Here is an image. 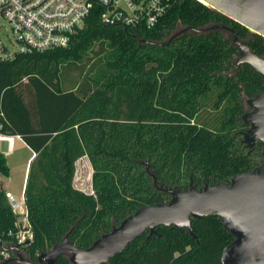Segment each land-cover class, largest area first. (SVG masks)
I'll return each instance as SVG.
<instances>
[{
  "label": "trees",
  "instance_id": "1",
  "mask_svg": "<svg viewBox=\"0 0 264 264\" xmlns=\"http://www.w3.org/2000/svg\"><path fill=\"white\" fill-rule=\"evenodd\" d=\"M103 11L95 7L68 48L0 60V133L20 136L36 154L24 193L34 240L10 252L11 258L20 254L37 262L67 234L87 249L141 207L168 203L170 195L155 188L148 169L159 186L186 191L192 180L200 187L216 185L263 161L264 145L249 153L241 132L248 128L242 121L245 103L264 91V76L236 65L232 33L197 30L228 26L262 58L263 37L198 0H172L152 29L104 26ZM187 28L192 29L182 33ZM179 33L169 45L144 42H166ZM96 48L103 67L65 91L63 64L84 63ZM214 87L220 91L214 108L227 104L220 128L196 123ZM85 156L93 168L94 195L74 186L76 163ZM10 175L0 150V179ZM6 194L2 187L0 238L9 248L16 243L10 233L17 232V216ZM192 226L197 240L186 229L158 227L110 264H222L234 238L219 217L193 220ZM2 252L0 245V264ZM57 264L71 262L61 257Z\"/></svg>",
  "mask_w": 264,
  "mask_h": 264
},
{
  "label": "water",
  "instance_id": "2",
  "mask_svg": "<svg viewBox=\"0 0 264 264\" xmlns=\"http://www.w3.org/2000/svg\"><path fill=\"white\" fill-rule=\"evenodd\" d=\"M95 1L107 5L106 0ZM198 1L264 38V0ZM190 29H184L182 33ZM214 30H226L233 34V43L239 52L236 60L238 67L247 64L255 73L264 76V58L253 52L232 28L217 25L197 31ZM180 33L166 42H144L165 46L171 44ZM247 105L250 110L243 115L242 121L248 128L241 132V136L242 143L251 153L260 144L264 145V91L248 100ZM262 157V163L251 172L236 175L216 185L206 184L200 189L192 180L186 191L159 186L156 175L148 169L155 188L170 195L168 203L141 207L87 249L75 246L70 241V234H67L49 252L42 253L37 262L28 261L18 254L3 264H57L61 257H68L71 264H110L111 259L122 254L146 232H149V238L152 237L158 227L186 229L197 240L192 221L210 216L219 217L225 230L234 238L223 251L222 264H264V151ZM0 245L7 253L19 249L3 246L1 238Z\"/></svg>",
  "mask_w": 264,
  "mask_h": 264
},
{
  "label": "built area",
  "instance_id": "3",
  "mask_svg": "<svg viewBox=\"0 0 264 264\" xmlns=\"http://www.w3.org/2000/svg\"><path fill=\"white\" fill-rule=\"evenodd\" d=\"M106 2L104 6L95 0H0V60L12 61L18 55L70 47L75 37L86 27L95 7L104 10L100 19L104 26L152 29L166 16L172 0ZM12 46H16V49H12ZM17 139H21L20 136L0 133V141L7 142L10 148ZM78 190L94 195L93 188L90 193ZM6 197L17 216V232L10 233L16 243L11 247L20 249L34 240L28 205L24 193L21 199L11 192H7ZM2 255L4 261L11 258L10 253L3 251Z\"/></svg>",
  "mask_w": 264,
  "mask_h": 264
},
{
  "label": "rangeland",
  "instance_id": "4",
  "mask_svg": "<svg viewBox=\"0 0 264 264\" xmlns=\"http://www.w3.org/2000/svg\"><path fill=\"white\" fill-rule=\"evenodd\" d=\"M12 49L15 50L16 46H12ZM97 50L98 49L96 48L90 54V56L85 59L84 63L63 64L60 74V82L62 88L65 91L76 89L83 83L88 74L94 73L95 71L103 67V60L100 57L101 55H97L99 53V51ZM236 70L237 66H235V68L232 70V73H234ZM20 90L23 93L26 101L28 103H31L33 95H30L31 93H28L31 92L30 89L23 85L21 86ZM219 93V89H216V87H214V89L208 94L207 98L202 101V110L196 120V123L207 125L212 128H220L224 120V109L226 108L227 104L224 103L218 111L214 108L215 103L218 100L217 98L219 96ZM245 108V110L247 111L250 110L247 102L245 103ZM5 149L7 150V147ZM29 158L30 150L27 147L23 146L21 141L17 139L15 151L13 155L9 156V164L13 168L11 177H2L0 179V189L2 187L4 190L8 189L18 199L22 198L24 177ZM92 175L93 168L90 164L86 167L85 165L80 166L78 171L76 172L74 179L75 187L77 189H83L85 192L90 193L92 189Z\"/></svg>",
  "mask_w": 264,
  "mask_h": 264
},
{
  "label": "crops",
  "instance_id": "5",
  "mask_svg": "<svg viewBox=\"0 0 264 264\" xmlns=\"http://www.w3.org/2000/svg\"><path fill=\"white\" fill-rule=\"evenodd\" d=\"M19 140L21 141V143L23 144V146L27 147V145L25 144V142H24L22 139H19ZM16 143H17V140L14 142L13 147L10 148V147L8 146V143H7V142H2V141H0V150L2 151V153H3V154L6 156V158H7L8 165H9L10 170H11V174H12L13 168H12V167L10 166V164H9V156H10V155H13V153H14V151H15ZM6 147H7V150L5 149ZM27 148H28V147H27ZM28 149H29V148H28ZM29 150H30V158H29V160H28L27 167H26V172H25V177H24V185H23V193H25V188H26V184H27V180H28V178H27V174L29 175L30 166H31L32 162H34V160H35V158H36V154H35L31 149H29ZM89 164L91 165V163H90V161H89V159H88L87 156H85V157L79 159V160L77 161V163H76V172L78 171V169H79L80 166H84V165H85V167H86V166L89 165ZM91 167H92V165H91ZM10 177H11V175H10ZM74 182H75V181H74ZM5 191H6V192H11V191L8 190V189H5ZM11 193H12V192H11Z\"/></svg>",
  "mask_w": 264,
  "mask_h": 264
},
{
  "label": "flooded vegetation",
  "instance_id": "6",
  "mask_svg": "<svg viewBox=\"0 0 264 264\" xmlns=\"http://www.w3.org/2000/svg\"><path fill=\"white\" fill-rule=\"evenodd\" d=\"M195 185H197L198 189H200V188H201V187L199 186V184H195ZM203 186H204V185H203ZM203 186H202V187H203Z\"/></svg>",
  "mask_w": 264,
  "mask_h": 264
}]
</instances>
